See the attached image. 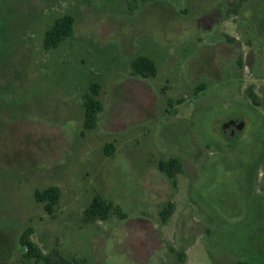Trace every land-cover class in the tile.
I'll use <instances>...</instances> for the list:
<instances>
[{"label":"rangeland","instance_id":"obj_1","mask_svg":"<svg viewBox=\"0 0 264 264\" xmlns=\"http://www.w3.org/2000/svg\"><path fill=\"white\" fill-rule=\"evenodd\" d=\"M67 13L75 32L48 48ZM140 55L156 75L132 74ZM93 82L106 107L88 128ZM51 185L54 213L36 196ZM98 194L115 206L87 222ZM30 224L90 264H264V0H0V264H47L25 256Z\"/></svg>","mask_w":264,"mask_h":264},{"label":"trees","instance_id":"obj_2","mask_svg":"<svg viewBox=\"0 0 264 264\" xmlns=\"http://www.w3.org/2000/svg\"><path fill=\"white\" fill-rule=\"evenodd\" d=\"M77 18L71 13L63 14L57 18L54 25L47 31L46 46L48 48L59 45L66 37L73 34L76 29ZM242 63V59H240ZM157 66L153 59L146 55H140L133 62L132 74L136 76L148 77L156 75ZM198 87H202L198 86ZM101 85L99 82H93L91 85V91L86 94L85 110L86 120L85 124L88 128H95L98 126L101 112L105 109V101L100 97ZM250 94L257 104L261 103L259 95L252 88ZM182 101L183 99H178ZM173 104V101H172ZM116 145L111 142L107 145V152L113 154L115 152ZM161 170L166 172L169 177L173 178V181L177 183V174L182 171L183 163L177 156H171L167 159H161L159 162ZM63 194V188L61 185H51L45 188H38L36 196L38 200L45 201L47 209L54 213L57 204L61 201ZM115 203L108 200L104 195L98 194L93 201L87 206L85 210V220L87 222H94L99 219H108L111 215V211L114 208ZM175 208V203L169 201V203L161 209V215L164 222H168L171 214ZM124 216H128V213L122 212ZM36 228L33 224L26 227L21 235V242L26 247L25 256L29 259L36 258L37 262L45 261L47 264H90L88 260L78 259L75 257H68L64 255L59 249L56 252H46L40 244L33 238ZM166 264V263H160Z\"/></svg>","mask_w":264,"mask_h":264},{"label":"flooded vegetation","instance_id":"obj_3","mask_svg":"<svg viewBox=\"0 0 264 264\" xmlns=\"http://www.w3.org/2000/svg\"><path fill=\"white\" fill-rule=\"evenodd\" d=\"M231 120L225 122L227 126L226 127L223 126V129L228 136H237L240 133V131L244 128L243 127L242 129H240V126L242 125V122H244V120L241 118L234 119L236 120L234 122H231ZM228 122H230V124Z\"/></svg>","mask_w":264,"mask_h":264},{"label":"water","instance_id":"obj_4","mask_svg":"<svg viewBox=\"0 0 264 264\" xmlns=\"http://www.w3.org/2000/svg\"><path fill=\"white\" fill-rule=\"evenodd\" d=\"M234 121H236V120H231V122H234ZM229 124H230V122H228ZM244 125H245V123L244 122H242V125L240 126V129H242L243 127H244ZM227 126V124L225 123L224 124V127H226Z\"/></svg>","mask_w":264,"mask_h":264}]
</instances>
